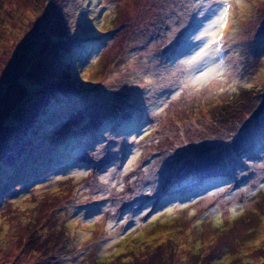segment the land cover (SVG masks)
Returning <instances> with one entry per match:
<instances>
[{"label":"rangeland","instance_id":"1","mask_svg":"<svg viewBox=\"0 0 264 264\" xmlns=\"http://www.w3.org/2000/svg\"><path fill=\"white\" fill-rule=\"evenodd\" d=\"M1 83L0 264H264V0H0Z\"/></svg>","mask_w":264,"mask_h":264},{"label":"trees","instance_id":"2","mask_svg":"<svg viewBox=\"0 0 264 264\" xmlns=\"http://www.w3.org/2000/svg\"><path fill=\"white\" fill-rule=\"evenodd\" d=\"M116 27H117V26H116ZM116 27H114L112 31H115ZM116 33L119 34V28L116 30ZM3 85H4V83H1V84H0V88H1ZM52 88H53V87H52ZM2 101H3V97L0 98V108H1V104H2L1 102H2ZM45 102H46V104H45V106H44V111H42V112L40 113V117H41V118H40V121H42V122L47 121L51 115H54V111H55L54 106H51V105L46 106L48 103H50L49 100H45ZM45 109L49 111V112L46 113V114H44V113H45ZM30 135H31V134H30ZM41 156H42V155H40V157H41ZM38 160H39V155H37L36 158L32 157V155H30V156L27 155V159H25V162L28 163V166H29V167H27V168L25 169V173H26V174L23 173V175H22V172H17V171H16V174H17V173H20V174H19L20 176H26V181H27V182H30V180H32V177H31L32 175H33V178H34V177H35V178L38 177V176H39L38 173H37V171H38V169H39V162H38ZM35 173H36V174H35ZM34 174H35V175H34ZM27 179H28V180H27ZM12 182H17L16 175L10 177V179L7 180V181H5L4 179H3V180H0V185H2V188H1V190H0V201H1L2 198H3V199L6 198L7 195L9 196V191H10V189H11L10 183H12ZM27 182H26V183H27Z\"/></svg>","mask_w":264,"mask_h":264},{"label":"snow or ice","instance_id":"3","mask_svg":"<svg viewBox=\"0 0 264 264\" xmlns=\"http://www.w3.org/2000/svg\"><path fill=\"white\" fill-rule=\"evenodd\" d=\"M235 3L237 5H240L242 3V0H235ZM228 11H229L228 8L225 7L223 13L219 16L218 20L215 21V23L218 24L221 28H223L228 23V19H227ZM222 38H224V33L223 32H221L218 36H216V40H220ZM197 79H199V77H197Z\"/></svg>","mask_w":264,"mask_h":264},{"label":"bare ground","instance_id":"4","mask_svg":"<svg viewBox=\"0 0 264 264\" xmlns=\"http://www.w3.org/2000/svg\"><path fill=\"white\" fill-rule=\"evenodd\" d=\"M107 41V40H106Z\"/></svg>","mask_w":264,"mask_h":264}]
</instances>
